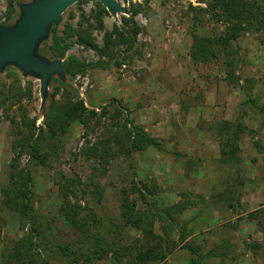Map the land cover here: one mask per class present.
<instances>
[{"label":"rangeland","instance_id":"rangeland-1","mask_svg":"<svg viewBox=\"0 0 264 264\" xmlns=\"http://www.w3.org/2000/svg\"><path fill=\"white\" fill-rule=\"evenodd\" d=\"M31 1L0 0V25H13L21 14L19 3ZM117 1L129 12L115 17L105 7L102 28L97 0H79L56 23L61 37L68 24L76 32L92 24V35L103 46L106 31L115 25L127 33L123 19L138 8L134 18L141 30L135 46L127 50L120 43L114 59L81 44L78 34L67 38V56L87 63L110 61V68L92 67L72 78L53 76L44 105L38 77L25 76L15 65L0 72V264H143L138 254L152 243L167 253L161 264H195L187 245L198 249L200 264H264V27L252 19L233 41L234 66H227L220 52L207 63H196L192 34L217 39L228 27L218 9L204 13L196 24L191 6L209 9L210 0ZM45 41L40 47L50 51L51 32ZM39 53L53 60L40 48ZM117 59L121 64L115 66ZM53 99H83L98 113L105 106L110 112L100 125L88 119L85 126L84 118H76L64 147L49 153L45 163L36 162L29 148L17 144L20 129L28 133L22 118L42 127ZM114 100L125 111L120 120L133 119L160 147L127 156L113 146L117 154L102 159L83 153L119 130L110 118ZM240 119L246 130L238 140L239 161L224 163L216 125ZM170 123L172 130H167ZM43 144L48 148L47 141ZM15 155H20L19 169L33 176L34 218L2 190L10 184ZM69 179L80 182L73 192L66 188ZM126 195L135 212L153 222L143 224L153 236L123 216ZM66 201L80 208L77 226L67 217L69 205L63 208ZM258 209L262 211L251 216ZM182 223L189 226L183 241Z\"/></svg>","mask_w":264,"mask_h":264},{"label":"trees","instance_id":"trees-1","mask_svg":"<svg viewBox=\"0 0 264 264\" xmlns=\"http://www.w3.org/2000/svg\"><path fill=\"white\" fill-rule=\"evenodd\" d=\"M82 1V0H80ZM209 9H199L197 7L191 6V9L195 11V22L198 25L202 22L204 13L210 11H221V16L226 20L228 27L224 35L217 39H213L207 36H202L197 33L192 34V47H191V57L196 63H207L212 60L213 57L217 56L220 52L225 57V62L227 66L232 67L236 64L233 52V41L237 40L240 36V32L244 30L247 24H252L253 20H258L261 26L258 27L262 29L264 27V0H210ZM99 16H98V27L102 28L104 26L102 17L107 14L108 11L105 6L98 2ZM139 12L138 8L132 10L133 16L123 19L127 28V33L122 31L117 25L111 31H106L104 35V44L100 46L96 43L95 38L92 35L91 28L94 27L89 24L87 28L82 29L80 32L75 31L71 25H67L64 29L66 37L59 36L57 32V24H54L51 30L52 33V43L50 45V51H47L43 47H40V52L46 56L48 53L53 60H61L65 75L69 78L76 76L79 73H85L88 69L92 67L110 68V61H100V62H85L74 55L67 56V52L70 48V43L67 42V38L78 34L79 42L88 48H93L97 50L101 55H107L109 58H116L114 55V49L117 45L126 44L127 50H132L135 46V37L141 30L140 26L136 22L134 16ZM217 14V13H215ZM253 19V20H252ZM61 18L59 19V21ZM245 22V23H244ZM46 41L44 42V44ZM120 60H115L114 65H120ZM64 85H69L67 82L62 81ZM22 96V94H21ZM115 112L110 116L119 130L114 134L110 135L104 140L97 141L93 146L84 149V154H89L95 156L96 158L112 157L116 152L113 153V146L116 148L117 152H122L127 156H131L135 151H143L150 146L160 147L159 140L148 133L145 128L137 124L133 119L120 120V116L124 114V108L120 105H115ZM261 112H264V105L260 107ZM110 110L109 107H103L101 113H98L95 109H90L87 107L83 99L73 100L69 99L68 102H59L55 99L51 100L48 105L47 113L45 114V119L42 127L36 126L35 119H28L23 116L22 124L27 126L28 133L25 134L23 130L20 129L21 136L19 137L17 144L23 149H28L31 153V159L36 162H46V158L50 154H57V151L64 147V136L69 127V125L76 118H84L82 121L85 126H88V119L96 120L97 125H100L101 119L107 117ZM87 117V118H85ZM37 129L38 135L35 137L34 131ZM246 130L243 121L240 119L236 122L231 121H220L216 125V131L220 141L221 147V157L224 163L235 164L239 161L238 152L240 150L238 140L241 134ZM47 141V147L44 146V142ZM20 155H15L12 165L9 183L3 186L2 190L4 194L11 198L14 203L17 204V208L27 217H36V211L34 209V198L35 191L32 185L33 176L29 171L22 168L19 169L18 161ZM80 184L79 181L69 179L66 184L67 191H74ZM97 187V186H96ZM154 188H158L155 183ZM100 192L99 188H96ZM67 202V203H66ZM63 208L67 209V217L72 220V222L77 226V214H79L80 208L78 205L71 206L69 201H66ZM122 214L129 224L132 226L143 228L145 235L153 236L154 232L152 229H147V226L143 224L148 221L147 224H153L147 218L138 215L135 212V206L132 204L128 195L122 201ZM262 209L256 210L251 213V216H256ZM264 211V208H263ZM264 224V219H263ZM189 226L187 223H182L180 225L181 240L186 239V232ZM93 237L98 241L106 244V249H111V244L103 241L101 236ZM59 248L63 249L62 245H58ZM189 247L192 255V263L200 264V261L195 259V255L198 253V249L195 247ZM103 248V250H105ZM3 260L7 258V253H1ZM215 254V253H213ZM100 256H104L101 252ZM167 256V253L160 252L159 246L155 243L145 246L138 254L139 262L143 264H161Z\"/></svg>","mask_w":264,"mask_h":264},{"label":"water","instance_id":"water-1","mask_svg":"<svg viewBox=\"0 0 264 264\" xmlns=\"http://www.w3.org/2000/svg\"><path fill=\"white\" fill-rule=\"evenodd\" d=\"M79 0H32L19 3L21 14L13 25H0V72L15 65L25 76L40 79L42 105L48 96L53 76H64L62 61L50 60L39 53L43 41L50 36L54 24ZM117 17L128 8L117 0H97Z\"/></svg>","mask_w":264,"mask_h":264},{"label":"crops","instance_id":"crops-1","mask_svg":"<svg viewBox=\"0 0 264 264\" xmlns=\"http://www.w3.org/2000/svg\"><path fill=\"white\" fill-rule=\"evenodd\" d=\"M160 125L159 126H161L162 127V123L161 122H158ZM146 129L148 130V128L146 127ZM167 130H172V125H171V123L170 124H168L167 125ZM160 135V133H158V135L157 136H159Z\"/></svg>","mask_w":264,"mask_h":264}]
</instances>
